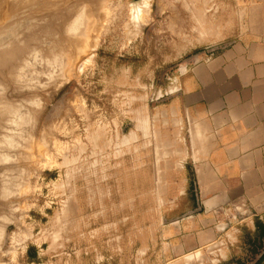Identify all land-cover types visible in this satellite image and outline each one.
Listing matches in <instances>:
<instances>
[{"label":"rangeland","instance_id":"rangeland-1","mask_svg":"<svg viewBox=\"0 0 264 264\" xmlns=\"http://www.w3.org/2000/svg\"><path fill=\"white\" fill-rule=\"evenodd\" d=\"M247 13L245 0H0V264L260 262L264 213L241 205L176 253L191 174L167 122L176 93L161 97Z\"/></svg>","mask_w":264,"mask_h":264},{"label":"crops","instance_id":"crops-1","mask_svg":"<svg viewBox=\"0 0 264 264\" xmlns=\"http://www.w3.org/2000/svg\"><path fill=\"white\" fill-rule=\"evenodd\" d=\"M245 2L238 38L197 56L180 74L181 91L166 102L175 154L191 174V193L178 196V254L215 237L218 208L264 213V0Z\"/></svg>","mask_w":264,"mask_h":264},{"label":"built area","instance_id":"built-area-1","mask_svg":"<svg viewBox=\"0 0 264 264\" xmlns=\"http://www.w3.org/2000/svg\"><path fill=\"white\" fill-rule=\"evenodd\" d=\"M180 77V76H179ZM182 89L181 87V83H180V80L178 78V80H175V83H174V87L171 88V90L169 92H166L165 94H162L161 97H164L166 95L169 96V95H172V94H175V93H178L180 92Z\"/></svg>","mask_w":264,"mask_h":264},{"label":"trees","instance_id":"trees-1","mask_svg":"<svg viewBox=\"0 0 264 264\" xmlns=\"http://www.w3.org/2000/svg\"><path fill=\"white\" fill-rule=\"evenodd\" d=\"M258 226H259V236L261 240H263L264 242V224L262 222H258ZM263 261H264V254L258 264H261Z\"/></svg>","mask_w":264,"mask_h":264}]
</instances>
